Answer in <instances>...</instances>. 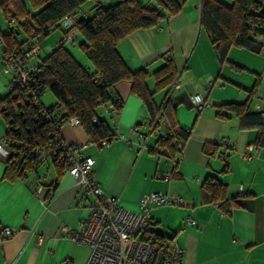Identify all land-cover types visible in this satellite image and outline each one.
Returning <instances> with one entry per match:
<instances>
[{
  "label": "crops",
  "instance_id": "crops-1",
  "mask_svg": "<svg viewBox=\"0 0 264 264\" xmlns=\"http://www.w3.org/2000/svg\"><path fill=\"white\" fill-rule=\"evenodd\" d=\"M22 1L30 10L28 0ZM177 1L180 11L164 16L153 26L132 31L117 42L116 49L132 71L145 68L151 74L165 58L174 60L178 74L168 99L176 109L177 121L190 132L181 151L175 153L174 159L154 153L157 135L166 134L167 128L160 123L156 135L152 133L146 106L131 92V82L126 79L113 86V93L121 101L119 112L108 114L103 105L96 108L97 117L105 119L121 138L99 147L80 125L69 124L59 128V136L66 143L82 145L77 158L94 159L92 169L97 184L104 194L117 197L121 206L141 212L140 199L151 192L182 198V205L149 203L150 228L176 240L182 249L181 264H264V147H256L251 154L248 147L254 146L257 130L241 129L233 113H227L226 118L215 115V105L244 101L256 76L259 79L253 98L261 97V101L252 100L250 109L264 110V70L258 65L261 58L232 47L227 61L220 63L208 35H196L200 29L198 2L192 6L190 0ZM89 3L76 10L74 20L93 14ZM52 32L58 36L45 44L46 54L64 36L59 23L48 33ZM76 36L79 38L78 33ZM64 46L80 64L93 71L82 51L75 54L68 43ZM36 47L39 61L41 47L37 42ZM187 52L190 54L185 58ZM2 60L0 43L1 95L10 89L12 79ZM231 63L240 68H233ZM243 70L250 74V81L235 78ZM147 86L154 88L151 75ZM195 94L204 98L201 109L192 105ZM41 97L42 94L41 104L48 107ZM164 97L165 90L157 92L155 103L159 105ZM205 144L217 145L216 152L205 150ZM4 169L5 161L0 158V225L18 231L0 240V264H62L64 260L67 264H86L90 248L66 236L67 230H79L80 220L88 213L74 178L47 159L37 161L23 177L15 179L3 177ZM207 176L225 185L230 203L227 214L217 202H203L201 183ZM36 186H41L38 194L34 192ZM188 217L194 222L187 223ZM39 236L42 241L37 243Z\"/></svg>",
  "mask_w": 264,
  "mask_h": 264
},
{
  "label": "trees",
  "instance_id": "trees-1",
  "mask_svg": "<svg viewBox=\"0 0 264 264\" xmlns=\"http://www.w3.org/2000/svg\"><path fill=\"white\" fill-rule=\"evenodd\" d=\"M86 2L92 3L93 14L74 20V27L81 40L79 47L93 71L80 64L59 42L38 61V70L30 85L24 88L10 87L7 93L0 94V115L6 123L3 135L9 149L8 156L4 158L3 177L7 179L23 177L35 166L39 161L33 154L36 147L42 148L48 143L57 147L62 142L59 128L72 116L79 119L80 126L92 143L99 147H102L103 140L111 143L114 133L105 119L97 117L96 108L112 102L119 112L121 101L113 93V86L120 80L131 82V92L146 106L149 125L152 127L155 122L153 130L160 123L167 128L166 134L157 135L153 148L155 154L174 159L175 153L181 151L190 135L189 130H185L177 121L176 109L168 99L178 74L174 60L165 58L163 65L151 74L145 68L132 71L116 49L117 42L132 31L153 26L164 16L180 11L181 4L177 0H28L30 10L22 0H0V9L6 21L8 18L14 21L9 27L18 33L21 28L27 34L22 42H18L15 31H0L3 58L21 50L27 43L36 44L38 39L58 25L63 16L74 15ZM198 9L199 28L216 48L220 63L227 61L228 51L232 47L256 54L264 51L262 0H229L228 3L223 0H198ZM231 66L240 68L234 63ZM150 75L154 82L152 90L147 86ZM258 79L256 76L244 101L215 105V115L226 118L227 113L235 114L240 120L241 129L257 130L254 146L264 147V110L250 109ZM46 90L55 99L48 107L39 100ZM163 90L165 97L158 105L154 101V94ZM32 91H37V100H33ZM204 149H211L214 154L217 145L205 144ZM51 161L59 170H64L65 164L56 155ZM201 193L203 202H217L224 213L229 212L225 185L216 177L207 176L203 180ZM150 232L159 238H173L151 228Z\"/></svg>",
  "mask_w": 264,
  "mask_h": 264
},
{
  "label": "built area",
  "instance_id": "built-area-1",
  "mask_svg": "<svg viewBox=\"0 0 264 264\" xmlns=\"http://www.w3.org/2000/svg\"><path fill=\"white\" fill-rule=\"evenodd\" d=\"M7 24L12 26L13 19L8 18ZM59 26L64 30V36L60 42L62 44L74 43L77 29L74 27L73 17L63 16ZM0 43H3L1 36ZM37 52L36 44L27 43L21 50L13 51L5 59L3 58L5 69L12 70L10 87L24 88L31 84L38 70V61H33V58L38 55ZM30 94L33 100H37V91H32ZM191 102L197 109H201L205 104L200 94L193 95ZM104 108L108 114L118 112L112 102L105 104ZM65 124L80 125V121L72 116L65 121ZM154 125L155 122L152 124V133L156 135V130H153ZM113 137V140H116L122 135L114 133ZM107 144H109L107 140L101 142L102 146ZM81 147V144L64 141L60 142L57 147L48 143L45 147H36L33 154L38 160H52L56 155V158L65 164V172L74 178L81 200L86 202L88 213L80 220L79 230L75 232L67 230L66 232V236L90 248V256L86 264H181L182 249L176 240L159 238L150 232L152 217L149 212V203L182 205V198L179 196L170 198L161 192H151L141 197V212L121 206L117 197L104 194L97 184L92 169L94 159L91 156L77 158L80 156ZM255 150L256 147L253 145L248 147V152L251 154ZM8 154L7 140L4 135H0V158L4 159ZM40 191L41 186L34 188L37 194ZM193 222L192 218H187V223ZM17 231L15 227L0 225V240L12 237ZM41 241L42 237L39 236L37 243ZM61 263L67 264L68 261L64 260Z\"/></svg>",
  "mask_w": 264,
  "mask_h": 264
},
{
  "label": "rangeland",
  "instance_id": "rangeland-1",
  "mask_svg": "<svg viewBox=\"0 0 264 264\" xmlns=\"http://www.w3.org/2000/svg\"><path fill=\"white\" fill-rule=\"evenodd\" d=\"M225 2H229V0H223ZM191 2V5L193 6L194 3L198 2V0H190ZM90 3L89 2H86L85 3V7L88 6ZM91 10V9H90ZM0 31L3 32V33H9V25L7 24V21H6V18L4 16V13L3 11L0 9ZM206 34L202 29H199L198 31H196V35L197 34ZM16 37V39L18 40V42H22L27 34L24 30H22L21 28L19 29V33L18 34H15L14 35ZM58 36V33L57 32H52V33H48L47 35L44 36V39L41 38V39H38L37 40V44L40 45L41 47V51L39 52V56L44 58L47 54V48H45V44L47 42H51L54 41V39H56V37ZM78 39L80 40V37L79 38H76L75 39V44H73L72 42H68V47L69 49H71L75 54L78 53V50L81 52V49L79 47V41ZM190 53L187 52V54H185V58L189 55ZM256 56H259L261 59H259V66L262 70H264V51H262L261 54L259 55H256ZM33 61L36 62L37 61V57H34L33 58ZM2 63H3V60H2ZM3 65V64H2ZM3 68L5 71L8 72V75L9 76H12V70H6L4 65H3ZM261 70V71H262ZM243 73H241V75H235V78H238V79H242L244 80V82H248L250 81V74L249 73H246L245 70L242 71ZM264 73V72H262ZM249 74V75H248ZM249 76V77H248ZM262 84H264V74H262V80H261ZM8 91H9V88H7ZM7 91V92H8ZM257 99V100H256ZM253 101L256 100V101H261V97L258 98V97H254L252 99ZM41 101H43L46 105V106H50L52 105L54 102H55V99L52 95V93L49 91V90H46L42 93V97H41ZM253 101H251L252 105L253 104ZM5 126H6V123H5V119L3 118V116H0V135H3L4 134V131H5ZM163 206V205H162Z\"/></svg>",
  "mask_w": 264,
  "mask_h": 264
},
{
  "label": "water",
  "instance_id": "water-1",
  "mask_svg": "<svg viewBox=\"0 0 264 264\" xmlns=\"http://www.w3.org/2000/svg\"><path fill=\"white\" fill-rule=\"evenodd\" d=\"M9 31H15V33L18 34V31L14 30L13 27H9Z\"/></svg>",
  "mask_w": 264,
  "mask_h": 264
}]
</instances>
